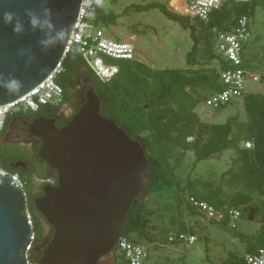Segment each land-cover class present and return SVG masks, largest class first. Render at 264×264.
Returning a JSON list of instances; mask_svg holds the SVG:
<instances>
[{"label":"water","instance_id":"water-1","mask_svg":"<svg viewBox=\"0 0 264 264\" xmlns=\"http://www.w3.org/2000/svg\"><path fill=\"white\" fill-rule=\"evenodd\" d=\"M82 0H0V106L37 88L65 55ZM11 13V17H5ZM86 102L63 127L53 118L28 123L41 140L38 156L57 175L35 200L53 236L39 264H100L113 254L134 199L142 192L148 159L140 141L104 117L86 81ZM19 182L0 174V264H26L34 233ZM36 252V251H35Z\"/></svg>","mask_w":264,"mask_h":264},{"label":"trees","instance_id":"trees-1","mask_svg":"<svg viewBox=\"0 0 264 264\" xmlns=\"http://www.w3.org/2000/svg\"><path fill=\"white\" fill-rule=\"evenodd\" d=\"M256 4L241 5L230 0L212 14L208 23L198 20L190 22L189 18L176 15L166 7H162V10L165 16L179 22L185 30L190 31L193 46L187 54L186 62L190 67H194L197 65L196 58L200 52L204 51L202 54L206 56L207 62L217 59L212 51L215 32L230 30L243 15L253 17ZM156 7H158L156 3L131 5L123 13L149 11ZM121 16L122 14L117 15L97 7L95 22L104 26L111 25ZM61 65L63 69L55 80L63 89L62 98L56 104L44 105L38 111L28 113L33 115L44 112L47 117L59 116L61 105L72 100L71 92L77 88L78 81L81 80L86 87V81H91L101 100L103 116L116 122L131 139L140 141L144 147L148 169L142 174L143 190L128 210L124 236L154 248H158L167 240L169 229L159 232L152 224L156 212L149 207L151 200H171L166 204V208L172 204L177 208L185 205L196 215L201 214L190 205L189 196L206 201L217 208L227 206L239 210L241 207L250 206L253 201L251 194L235 193L229 200H224L217 191L198 189L191 179L185 184L182 183L176 175V170L183 155L176 150L179 147L188 148L186 139L189 136L195 137L191 146L195 154L193 166L225 150L233 149L237 153L235 162L238 164V171L233 173L234 176H238L252 193L264 197L263 95L245 94L242 97L246 112L245 121H239L237 116H231L223 124H207L200 122L194 112L202 101L195 88L204 86L210 91L204 101L213 93L222 91L224 85L219 80L216 68H210L207 72L192 69L193 71L188 73L180 69H154L139 60H122L117 76L109 82H102L75 52L67 53ZM18 114L20 112L7 117L1 139L8 131L13 117ZM247 142L253 144L252 148H241V144ZM23 152L17 146L2 145L0 140V168L10 174H17L25 183L27 209L33 218L36 246L45 237L44 228L42 226L36 228V221H41L40 216L35 212L32 202L29 203V199H34L32 179L33 177L47 179L50 168L46 163L36 168V163L31 162L29 170L21 173L13 167L12 162L25 159ZM37 160L40 161V158L37 157ZM229 171L232 172L231 169ZM250 208L255 212L257 210V206L256 209H252L253 206ZM252 215L253 213L249 214L251 218ZM170 220L175 223L177 218L171 216ZM182 232L184 227L180 225L177 234ZM52 236L53 230L49 239ZM258 249H251L247 254H254ZM115 256L120 260L115 264H126L119 255ZM36 257L37 254L34 252L29 255L32 260ZM229 264H244V260L235 259Z\"/></svg>","mask_w":264,"mask_h":264},{"label":"rangeland","instance_id":"rangeland-1","mask_svg":"<svg viewBox=\"0 0 264 264\" xmlns=\"http://www.w3.org/2000/svg\"><path fill=\"white\" fill-rule=\"evenodd\" d=\"M170 0H101L98 7L112 11L122 16L114 24L103 25L106 36L117 39L136 35V59L154 69H180L186 72L198 70L207 72L216 67V61L207 62L206 56L200 52L197 56V65L190 67L186 62L188 52L193 46V40L189 30H185L179 22L169 19L163 13L162 7L168 8ZM158 4V7L149 11L123 13L131 5ZM264 9L259 8L250 22V37L244 45L242 57L244 67L249 75L245 81L246 94H261L264 96ZM189 18V17H187ZM198 19L189 18V21ZM199 21V20H198ZM216 42V35L213 45ZM214 50V46L212 47ZM207 55V54H206ZM112 64L120 62L107 59ZM254 75L255 78H251ZM86 86L81 80L78 86L71 92L72 103L82 102L85 98ZM202 101L194 112L200 122L207 124H223L231 116H237L239 121L246 120L243 98L234 99L218 110H212L204 99L209 90L204 86L195 88ZM71 101L61 105V109L69 111ZM20 129V122L15 115L6 132V141H11L12 134ZM23 132V131H22ZM174 136V135H173ZM176 136V134H175ZM14 142L24 143L27 148L32 147L28 143V137L22 136L13 139ZM195 141L194 136L186 139L188 148L179 147L177 153L182 154L178 168L177 177L186 183L188 179L195 182L200 190L211 189L217 191L218 195L229 200L235 193H248L253 197L250 206L241 207L239 211L242 216L236 221V227L232 228L228 221L217 223L207 221L201 215L191 213L185 205L177 208L174 204L166 208L171 200H151L149 207L156 213L153 215L152 224L156 231L169 229L167 240L158 248L146 245L150 252V263L154 264H229L233 260H244L245 255L254 248L263 245L264 237V197L252 193L247 186L233 173L238 171L235 159L237 153L228 149L216 154L209 159L200 161L193 166L195 160L194 151L191 149ZM241 148H246L242 143ZM178 154V155H179ZM232 170L230 172L229 170ZM229 171V172H228ZM41 184L40 180L32 179L33 191ZM257 206V210L252 211ZM256 209V208H255ZM253 213L252 218L249 216ZM177 218L173 223L170 217ZM36 221V228H44L43 236L48 237V226L44 219ZM184 227V233L196 236L193 244L182 241L169 242V235L177 234L179 226ZM120 256V255H119ZM123 259L122 256H120ZM119 259L111 260L112 264L118 263Z\"/></svg>","mask_w":264,"mask_h":264},{"label":"built area","instance_id":"built-area-1","mask_svg":"<svg viewBox=\"0 0 264 264\" xmlns=\"http://www.w3.org/2000/svg\"><path fill=\"white\" fill-rule=\"evenodd\" d=\"M100 1L82 0L79 16L70 34L64 57L69 52L77 53L102 82H109L120 72V65L112 64L107 59H114L119 62L122 60H137L136 35L132 34L125 39L119 37V40L106 36L104 26L95 22V13ZM228 1L230 0H170L168 10L176 15L208 23L212 14L221 9ZM232 1L248 6L258 3L254 15L259 8L264 9V0ZM252 18L249 15H243L238 18L235 26L230 30L215 32L216 42L213 50L217 57L215 68L224 89L213 93L205 100V104L212 110H218L234 99L242 98L246 94L245 81L249 75L244 67L242 53L244 45L250 37ZM61 62L54 72L31 93L15 102L0 106V140L5 121L9 115L25 111L36 112L41 106L56 104L62 98L63 89L55 80L63 69ZM250 77L255 78L254 75H250ZM245 144L246 148H252L253 146L251 142ZM0 174L3 176L9 175L17 180L24 191L25 183L17 174H10L1 168ZM188 202L207 221L217 223L228 221L232 228L236 227V221L242 216L239 210L227 206L217 208L192 196L188 197ZM27 219L33 227L32 214L28 209ZM168 240L169 242L182 241L193 244L196 241V236L182 232L169 235ZM34 241L35 233L31 237V244L26 248V264H39L37 259L32 260L29 258L31 253H36ZM113 253L122 256L126 264H154L149 262L150 252L146 245L134 242L123 234L118 239ZM244 264H264V237L263 245L256 253L245 255Z\"/></svg>","mask_w":264,"mask_h":264},{"label":"flooded vegetation","instance_id":"flooded-vegetation-1","mask_svg":"<svg viewBox=\"0 0 264 264\" xmlns=\"http://www.w3.org/2000/svg\"><path fill=\"white\" fill-rule=\"evenodd\" d=\"M87 90V89H86ZM86 102V95L85 98L82 102H76V104L72 103L71 101V109L69 111H64L63 109L60 108V115L59 116H55V117H48V118H53L55 120V124L57 127H63L65 126L70 120L71 118H73L76 110L83 104H85ZM29 111H25V112H20V114L16 115L17 118L19 119L20 122V129H18L17 131H15L12 134L11 137V141H6L5 139V135L2 137L1 139V144L6 146H13V147H19L21 148L24 152H23V157L25 159H18L17 161L12 162L13 163V167L15 169H18L19 171H21V173H25L26 171L29 170V165L30 163H36L35 166L36 168L40 167V165H42L44 162L40 159V161L37 160L38 156V149L41 145V140L35 136H32L29 133V129L27 124L31 123L32 121H34L35 119L42 117V116H46L44 112L42 113H38V114H33L31 115L30 113H28ZM23 131V132H22ZM28 137V144L32 145V147L27 148L25 147L24 143H19V142H14L13 139H17L18 137H22V136H26ZM40 158V157H39ZM37 160V161H36ZM36 178L37 180L41 181L40 186L33 191V195H34V199H29V203L32 202V204L34 205V209L35 212L41 217L43 218V216L37 211L36 207H35V200L38 197H42L44 195V186L46 184H51L52 186H56L57 185V175L56 173L50 169V171L48 172V178L47 179H40L37 177H33V179ZM44 219V218H43ZM45 221V220H44ZM46 223V222H45ZM47 224V223H46ZM48 226V230H49V234L48 237L46 239H44L41 243L36 244V254H39L45 247V244L48 242L49 236L52 234V228L47 224ZM116 253H113L111 255H107V256H103L101 258V262L100 264H112L111 260H113L114 258L116 259L115 256Z\"/></svg>","mask_w":264,"mask_h":264},{"label":"clouds","instance_id":"clouds-1","mask_svg":"<svg viewBox=\"0 0 264 264\" xmlns=\"http://www.w3.org/2000/svg\"><path fill=\"white\" fill-rule=\"evenodd\" d=\"M4 15H5L6 19H7V18H10L12 14L11 13H5Z\"/></svg>","mask_w":264,"mask_h":264}]
</instances>
